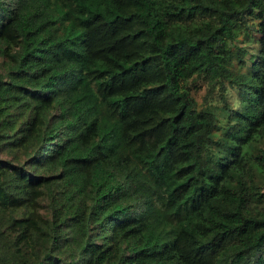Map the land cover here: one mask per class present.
I'll list each match as a JSON object with an SVG mask.
<instances>
[{
  "label": "trees",
  "instance_id": "16d2710c",
  "mask_svg": "<svg viewBox=\"0 0 264 264\" xmlns=\"http://www.w3.org/2000/svg\"><path fill=\"white\" fill-rule=\"evenodd\" d=\"M0 56V213L51 207L0 264H264V0H0ZM195 75L240 90L223 136Z\"/></svg>",
  "mask_w": 264,
  "mask_h": 264
},
{
  "label": "rangeland",
  "instance_id": "374dc122",
  "mask_svg": "<svg viewBox=\"0 0 264 264\" xmlns=\"http://www.w3.org/2000/svg\"><path fill=\"white\" fill-rule=\"evenodd\" d=\"M259 36L260 33L254 27H251V29L244 28L239 36L230 42V46L234 53L243 49L244 57L247 63L250 64L260 52V43L257 40ZM7 60L6 57L0 56L1 74H5L7 71ZM232 71L234 74L247 72L248 65L245 64L241 67L237 56L234 55ZM189 86L195 97V107L199 110H211L216 114L219 125L216 132L219 136H223L227 128V107H239L240 90L238 86L228 80L215 81L204 75L193 76L189 81ZM0 160L5 165L12 163L16 166H22L28 160V153L24 148L17 145H6L0 153ZM256 182L260 184L261 180L257 178ZM262 190L264 191V186H262ZM32 211L35 216L42 219L50 218L51 207L49 196L46 193L41 194L33 205H25L14 211L8 210L5 213H0V237L2 240L9 243L19 232L18 224L12 223L13 218L21 220L26 218Z\"/></svg>",
  "mask_w": 264,
  "mask_h": 264
}]
</instances>
